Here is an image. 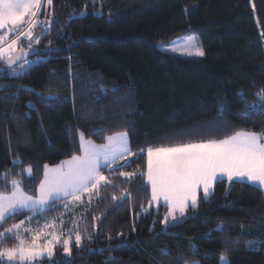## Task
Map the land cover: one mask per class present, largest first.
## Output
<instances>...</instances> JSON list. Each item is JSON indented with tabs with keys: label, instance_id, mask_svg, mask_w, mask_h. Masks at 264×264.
Masks as SVG:
<instances>
[{
	"label": "trees",
	"instance_id": "obj_1",
	"mask_svg": "<svg viewBox=\"0 0 264 264\" xmlns=\"http://www.w3.org/2000/svg\"><path fill=\"white\" fill-rule=\"evenodd\" d=\"M85 8L84 18L68 22L72 12L78 17ZM101 9L102 16L93 15ZM40 17L53 20L51 31L35 46L42 49L39 56L50 59H41L20 78L0 79V85L23 84L59 99L46 106L28 91H20L19 99H0V173L10 169L15 177L31 164L35 178H25L23 187L37 195L44 164L81 153L76 129L99 144L126 131L137 153L129 166L104 172L114 186H102L83 215L78 225L85 237L83 250L72 244L70 264H104L110 257V264H220L221 255L228 264H264L263 190L249 183L217 182L207 200L200 195L195 211L189 207L187 219L164 228L168 208H149L151 188L146 175H139L146 174L149 146L218 140L239 130L264 132V114L243 118L234 95L245 90L255 102L251 93L264 89V0H96L95 6L92 0H53ZM40 31L38 27L36 33ZM191 33L198 35L202 58L157 47ZM73 42L77 46L69 49ZM15 91L3 88L0 97ZM217 94L229 104L222 118ZM28 101L36 104L35 110L26 106ZM101 128L99 134L92 131ZM13 159L23 163L13 165ZM120 172L137 175L128 179ZM125 190L130 197L114 204L112 196ZM62 203L45 213L54 214ZM142 206L149 214L142 213ZM28 215L10 218L0 230ZM249 242H255L251 250ZM1 247H10L7 239ZM62 251L56 247V262L65 260Z\"/></svg>",
	"mask_w": 264,
	"mask_h": 264
},
{
	"label": "snow or ice",
	"instance_id": "obj_2",
	"mask_svg": "<svg viewBox=\"0 0 264 264\" xmlns=\"http://www.w3.org/2000/svg\"><path fill=\"white\" fill-rule=\"evenodd\" d=\"M95 6L96 0H92ZM53 0H46L47 6L51 7ZM42 0H0V79H17L22 77L29 68L39 63L41 57L39 53L42 49L35 47L41 42V38L51 31L53 20H39L38 14L41 11ZM87 10L79 13L77 17L75 11L67 18L70 22L74 18H84ZM102 9L93 15L102 16ZM27 18V19H26ZM41 28L39 33L34 29ZM63 26H61V29ZM26 43V47L21 46V42ZM197 38L190 36L185 41V46L179 49L182 54L204 56L201 48L193 43ZM261 43L264 44V34H261ZM51 44V41H49ZM77 46V42L69 45ZM51 50V49H44ZM173 51L176 47L173 46ZM29 55L37 57L36 60L28 59ZM6 74V75H5ZM81 86H87L82 84ZM15 88L17 91L5 93L0 99H19L20 91L35 93L40 98L41 103L47 106L52 100L59 97L45 96L42 92L23 84L0 85L3 88ZM101 91H104L101 88ZM242 105L238 111L243 118H250L253 113L264 114V89L251 93L255 97V102L247 99L248 93L239 90L234 93ZM99 98V97H97ZM219 101L218 112L222 114L229 107L225 100ZM29 109H36V104L28 101L26 105ZM77 144L81 154H73L68 159L61 160L59 164H44L43 178L40 179L36 189L37 195H29L24 190L23 182L27 178L34 179L33 166L24 165L22 171L15 173L5 170L0 173V182L4 188L0 189V227L12 217L24 212L32 213L18 223L0 231V244L6 239L14 240L15 246L0 247V264H43L45 260L49 264H70L72 258V244L75 243L77 250H83L85 237L79 231L65 236L63 232L58 233L53 230L56 228L55 221L45 222L38 225L33 230L25 227L30 224L37 215H43L46 211L52 210L57 206V202H64L66 210L69 206L83 205L85 198L89 204L93 196L99 197L102 186H114L112 180L104 175L101 169L115 171V168L129 166L128 157L137 156L131 151L130 140L126 131L117 132L107 136L106 143L96 144L93 140L87 139L85 133L76 129ZM94 133L99 134L104 129H93ZM139 154H145V149H140ZM147 171L139 173L146 175L147 184L151 188V200L149 208L154 204L159 205L163 201L168 208L163 217L162 225L164 228L176 226L183 222L187 217L189 207L195 211L198 208V196L202 192L204 199L207 200L214 192V184L227 180L229 184L249 183L264 190V132L235 131L231 135H226L222 139H209L200 142L179 143L172 146H149L146 149ZM123 160L124 164L119 162ZM13 165L22 164L19 159L11 161ZM115 166V168L113 167ZM120 176L131 179L136 176V172H120ZM130 197V193L122 191L121 196H112L114 204L123 203ZM142 213L149 214V209L141 208ZM100 220L101 217H94ZM61 226L63 220L60 221ZM74 227L78 225L73 222ZM222 225L217 228L222 230ZM95 232V226L93 228ZM103 235L104 233H97ZM28 235L29 239H25ZM123 239V234H118ZM108 240L114 239L111 235ZM87 240H92V234L87 235ZM255 242H249L251 250ZM194 251H198L193 242H189ZM59 246L63 249L62 256L65 260L55 261V249ZM264 247V244L261 245ZM93 251H103L89 249ZM162 254H168L167 249L161 250ZM111 257L104 262L110 264ZM220 264H228L226 257H218ZM192 264H199L192 261Z\"/></svg>",
	"mask_w": 264,
	"mask_h": 264
},
{
	"label": "rangeland",
	"instance_id": "obj_3",
	"mask_svg": "<svg viewBox=\"0 0 264 264\" xmlns=\"http://www.w3.org/2000/svg\"><path fill=\"white\" fill-rule=\"evenodd\" d=\"M48 9H49V6H47L46 0H42L41 11L38 14V19L39 20L42 19L40 17V15L45 13V12H47ZM37 28L34 29L35 33L37 32ZM3 31L4 30H0V34H3ZM190 36H194V37L197 38L195 41H193V43L195 45L199 46L201 48V50H203V47H202L201 42H200V40L198 38V35L194 34V33L186 34V35L174 38V39H172L170 41H167V42H163V41L159 42L157 44V47L162 52L178 55V56H181V57H184V58H202V57H204V56H196V55L189 56V55L181 53V51L179 49H182L185 46V41ZM23 45L25 47L27 46V45H25V42L23 41V38H22L21 46H23ZM173 46L176 47V49H177L176 51L172 50ZM28 59L33 60L32 58H28ZM96 198L97 197L94 195L92 201L96 200ZM92 201H91V204H92ZM62 204H60L59 207H57V209L54 211V214H52V219H54L55 223H56L55 230L57 228L63 229V226H64L65 227V229H64L65 230V236L70 235V234H74L76 231L80 232L78 227H74L73 226V222H75L77 225H79L80 221L82 220L83 215L86 213V211H88L90 209L91 204L88 203L87 198H85V203L83 205H76L74 207L70 205L67 210L63 206H61ZM186 215H187V213H186ZM67 216H69V217H67ZM65 217H67V218H65ZM54 220H50L49 219V222H52ZM61 220H63V224H64L62 226H61V223H60ZM38 225H40V224H35V226H33L31 228L34 229ZM66 227L68 228V232L67 233H66V230H67Z\"/></svg>",
	"mask_w": 264,
	"mask_h": 264
},
{
	"label": "crops",
	"instance_id": "obj_4",
	"mask_svg": "<svg viewBox=\"0 0 264 264\" xmlns=\"http://www.w3.org/2000/svg\"><path fill=\"white\" fill-rule=\"evenodd\" d=\"M129 136V135H128ZM130 140V139H129ZM95 142V141H94ZM96 143V142H95ZM104 143H106V140H105V142ZM104 143H102V144H104ZM96 144H99V143H96ZM132 151V150H131ZM133 152V151H132ZM81 154V153H80ZM134 158V156L133 157H128L127 159H128V161L130 162L132 159ZM120 164H124L125 163V161H123V160H121L120 162H119ZM114 168H115V166H113ZM115 169H117V168H115ZM101 171L104 173L105 171H108V170H105V169H101ZM215 185V184H214ZM150 186V185H149ZM264 191V190H263ZM203 195V193L201 192L200 194H199V196H198V201H199V197H200V195ZM61 202V201H60ZM159 205H164V203H163V201H161V203L159 204ZM159 205H155L154 204V206H159ZM24 213H29V212H24ZM32 215V213H29V215L28 216H31ZM51 216V217H50ZM187 216V215H186ZM67 217H69V216H67ZM67 217H65V218H67ZM49 219L50 220H54V219H52V215H49V214H46V213H44L42 216L41 215H37L36 217H35V219H33L32 221H31V223L30 224H26L25 225V227H33V226H35V224H40V225H43L46 221L47 222H49ZM55 221V220H54ZM64 225V224H63ZM37 227L38 226H36V228H34L33 230H35V229H37ZM65 227L63 226V229H59V228H57L56 230L55 229H53V230H55V231H57L58 233H60V232H63L64 233V235H65ZM1 231V230H0ZM3 231V230H2ZM25 239H29V237H28V235H26L25 236ZM7 241L9 242V244H10V247L11 246H15V245H13L14 243L10 240V239H7ZM0 247H1V244H0ZM56 250V249H55Z\"/></svg>",
	"mask_w": 264,
	"mask_h": 264
},
{
	"label": "water",
	"instance_id": "obj_5",
	"mask_svg": "<svg viewBox=\"0 0 264 264\" xmlns=\"http://www.w3.org/2000/svg\"><path fill=\"white\" fill-rule=\"evenodd\" d=\"M33 55H29L28 58L32 57Z\"/></svg>",
	"mask_w": 264,
	"mask_h": 264
}]
</instances>
